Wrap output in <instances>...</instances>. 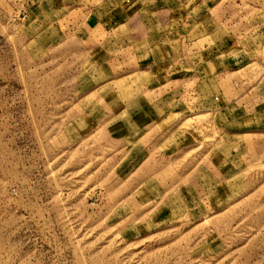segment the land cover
<instances>
[{"label": "rangeland", "instance_id": "374dc122", "mask_svg": "<svg viewBox=\"0 0 264 264\" xmlns=\"http://www.w3.org/2000/svg\"><path fill=\"white\" fill-rule=\"evenodd\" d=\"M0 264H264V0H0Z\"/></svg>", "mask_w": 264, "mask_h": 264}, {"label": "crops", "instance_id": "0c3cea01", "mask_svg": "<svg viewBox=\"0 0 264 264\" xmlns=\"http://www.w3.org/2000/svg\"><path fill=\"white\" fill-rule=\"evenodd\" d=\"M150 1V3H151V1L154 3L155 2V0H149ZM163 1V0H162ZM163 23H165V22H163Z\"/></svg>", "mask_w": 264, "mask_h": 264}]
</instances>
